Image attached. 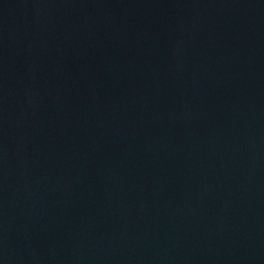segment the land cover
<instances>
[{
  "label": "water",
  "instance_id": "95a60500",
  "mask_svg": "<svg viewBox=\"0 0 264 264\" xmlns=\"http://www.w3.org/2000/svg\"><path fill=\"white\" fill-rule=\"evenodd\" d=\"M0 264H264V0H0Z\"/></svg>",
  "mask_w": 264,
  "mask_h": 264
}]
</instances>
